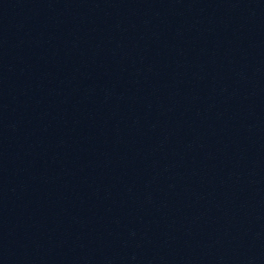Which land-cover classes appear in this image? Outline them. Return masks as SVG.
I'll list each match as a JSON object with an SVG mask.
<instances>
[{
    "label": "water",
    "instance_id": "water-1",
    "mask_svg": "<svg viewBox=\"0 0 264 264\" xmlns=\"http://www.w3.org/2000/svg\"><path fill=\"white\" fill-rule=\"evenodd\" d=\"M0 264H264V0H0Z\"/></svg>",
    "mask_w": 264,
    "mask_h": 264
}]
</instances>
